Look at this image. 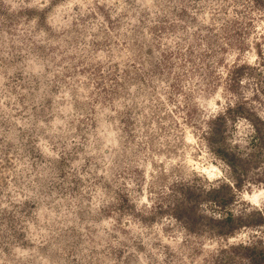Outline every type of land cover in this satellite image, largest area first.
<instances>
[{"label":"rangeland","instance_id":"374dc122","mask_svg":"<svg viewBox=\"0 0 264 264\" xmlns=\"http://www.w3.org/2000/svg\"><path fill=\"white\" fill-rule=\"evenodd\" d=\"M262 190L264 0H0V264H264Z\"/></svg>","mask_w":264,"mask_h":264},{"label":"trees","instance_id":"16d2710c","mask_svg":"<svg viewBox=\"0 0 264 264\" xmlns=\"http://www.w3.org/2000/svg\"><path fill=\"white\" fill-rule=\"evenodd\" d=\"M217 131V130H216ZM216 131L212 134V136L214 135L213 137V141H215V135H216ZM218 155L224 159V160H228V158H232L234 159L235 157L230 155V154H227V150L226 149H219L217 151ZM229 161V160H228ZM239 185L240 186V183L237 184V186ZM208 195H210V197L212 198V202L214 206H217L218 208H224L228 205V200H226L224 197H222L220 195V192L216 189V188H213V189H210V191H208ZM194 198L196 197L195 195H193ZM183 215H180V217H182ZM229 216H232V215H229ZM264 220V219H262ZM214 222L218 223V224H222V223H227V217H225L224 219H221V220H218V219H214ZM225 235H227V231L226 233H224Z\"/></svg>","mask_w":264,"mask_h":264},{"label":"bare ground","instance_id":"6f19581e","mask_svg":"<svg viewBox=\"0 0 264 264\" xmlns=\"http://www.w3.org/2000/svg\"><path fill=\"white\" fill-rule=\"evenodd\" d=\"M263 196H264V190H262L261 192L257 193L254 197L251 196V198H254L255 199L254 201L258 202V201L262 200Z\"/></svg>","mask_w":264,"mask_h":264}]
</instances>
